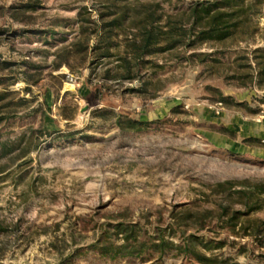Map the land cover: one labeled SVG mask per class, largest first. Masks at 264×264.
I'll list each match as a JSON object with an SVG mask.
<instances>
[{"label":"rangeland","instance_id":"374dc122","mask_svg":"<svg viewBox=\"0 0 264 264\" xmlns=\"http://www.w3.org/2000/svg\"><path fill=\"white\" fill-rule=\"evenodd\" d=\"M145 9L201 27L248 11L247 26L146 56L163 67L120 78L129 23ZM120 16L103 57L97 32ZM260 53L264 0H0V264H200L92 250L99 236L122 242L117 222L137 223L145 242L193 234L212 264H264V142L229 126L264 120ZM96 110L148 123L121 130Z\"/></svg>","mask_w":264,"mask_h":264},{"label":"trees","instance_id":"16d2710c","mask_svg":"<svg viewBox=\"0 0 264 264\" xmlns=\"http://www.w3.org/2000/svg\"><path fill=\"white\" fill-rule=\"evenodd\" d=\"M248 11L251 13H257L251 5L248 7ZM252 8V9H251ZM256 8V7H255ZM197 6H191L189 11V18L195 19V14L197 12ZM247 11V12H248ZM247 12L243 16H239L236 19L230 20L229 22H219L215 17H212L210 24L207 27H201L196 24L195 21L191 19H185L182 14H176V16H165L162 13H156V11H151L145 9L141 11L138 17H134L130 21V32L126 33V49L124 56L122 57V63L118 66L119 69L124 70V74L121 75L127 79H135L138 73L143 68H160L163 67L162 64L157 65L150 59H145L146 56L157 55L161 52L171 51L177 47L184 46L189 49H195L205 43L214 42H224L230 38L237 36L244 27L247 26ZM123 18L120 16L111 21L105 22L101 30L102 32H97L98 41L95 43V48L100 50V55L103 57L110 56V47L113 46L112 36L115 33V28H119ZM194 55L185 57L184 60L189 62L193 60ZM257 57L264 59V53L255 55ZM208 56H200V61L205 62ZM261 67L259 71L256 72V79L259 82L264 81V61L258 63ZM109 71V70H108ZM107 71V72H108ZM150 84V81H143L140 91L146 89V86ZM142 89V90H141ZM5 92L0 91V99L3 97ZM221 101L230 100L229 97H220ZM110 113L113 115L114 125L121 129H140L144 127L148 121H142L140 119L134 118L129 114L113 113L109 110H96L95 114ZM4 116H0V120ZM225 134L232 135L233 133L228 129L220 127ZM251 141H260L256 137L244 138L243 143H251ZM7 144H4L6 147ZM29 151V150H28ZM264 225V221H262ZM112 234L120 235L121 243L117 244L115 241H109L108 238L105 240L107 243H101L103 239L99 236L96 241L90 245L92 250H96L102 255L109 257H130V256H141L147 252H154L157 254V260H161L168 251H175L178 255L192 256L200 264H212L215 259L207 256L203 253H197L191 247L198 237L193 234L177 235L173 234L171 236L177 237L179 242L175 243L174 240L164 237L163 233H154L149 236L148 242L142 241L138 231V225L135 222H117L112 225ZM261 229L258 227L257 230ZM261 232V231H259ZM258 232V233H259ZM104 233V232H103ZM110 237V236H108ZM205 246V245H204ZM206 247V246H205ZM67 259H63L57 264H67ZM234 264V263H233Z\"/></svg>","mask_w":264,"mask_h":264},{"label":"crops","instance_id":"0c3cea01","mask_svg":"<svg viewBox=\"0 0 264 264\" xmlns=\"http://www.w3.org/2000/svg\"><path fill=\"white\" fill-rule=\"evenodd\" d=\"M229 126H234L233 129L235 131H240V135H244L246 137L256 136L258 139L264 142V120L250 122V124L242 121L233 120ZM236 141L237 139L231 140V145L238 146L239 143H237Z\"/></svg>","mask_w":264,"mask_h":264}]
</instances>
